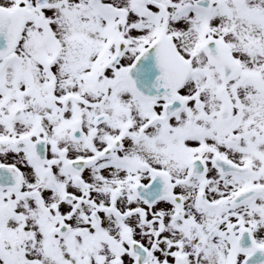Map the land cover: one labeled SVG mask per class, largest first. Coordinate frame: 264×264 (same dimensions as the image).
<instances>
[{"label": "snow or ice", "instance_id": "6c2138e0", "mask_svg": "<svg viewBox=\"0 0 264 264\" xmlns=\"http://www.w3.org/2000/svg\"><path fill=\"white\" fill-rule=\"evenodd\" d=\"M257 254L264 0H0V264Z\"/></svg>", "mask_w": 264, "mask_h": 264}, {"label": "flooded vegetation", "instance_id": "af4514ba", "mask_svg": "<svg viewBox=\"0 0 264 264\" xmlns=\"http://www.w3.org/2000/svg\"><path fill=\"white\" fill-rule=\"evenodd\" d=\"M242 246H248V242L246 240L242 241ZM262 262H264V257L257 254L252 258L250 264H262Z\"/></svg>", "mask_w": 264, "mask_h": 264}]
</instances>
